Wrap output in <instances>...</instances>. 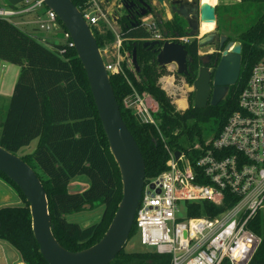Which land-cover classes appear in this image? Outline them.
<instances>
[{
    "label": "trees",
    "instance_id": "obj_1",
    "mask_svg": "<svg viewBox=\"0 0 264 264\" xmlns=\"http://www.w3.org/2000/svg\"><path fill=\"white\" fill-rule=\"evenodd\" d=\"M83 9L88 0H72ZM239 4L216 9L218 27L232 35H238L242 44V70L236 86L217 106L208 105L203 110L194 108V95L190 93L189 108L177 111L171 98L159 84V78L167 74L158 68L155 49L144 48L143 41L150 36L138 26H123V49L130 57L137 49L140 72L124 69L138 93L149 94L159 106L156 118L167 144L171 149L189 153L196 143L219 135L229 116L238 110L239 95L247 85L253 67L264 57V0H236ZM204 5V30L213 28L215 22ZM259 10L251 21H240L239 10ZM235 13V14H234ZM258 14V15H257ZM229 16V17H228ZM248 18V17H247ZM179 20V19H178ZM63 31L66 29L58 20ZM123 25L125 22L122 23ZM169 36L174 32L184 35L181 22H167ZM99 48L115 41L112 33H94ZM64 49L63 45L58 46ZM194 60L199 58L198 44L190 47ZM0 60L19 66L21 71L1 123L0 146L18 155L33 141L38 140L35 151L21 157L37 173L49 202L53 233L57 241L71 252H79L97 244L105 235L122 199V182L118 166L111 154L97 108L95 106L86 72L75 49H67L61 56L49 49L7 20H0ZM185 76L193 84L197 64ZM116 100L122 117L135 138L146 164V181L167 169L168 154L155 128L141 124L134 114L124 107V99L132 93L122 75H110ZM153 139L158 141L154 144ZM79 176L88 178L90 186L81 192H69L72 180ZM0 179L10 185L22 200L21 206L0 208V241L11 245L25 264H48L40 253L32 229L30 206L21 190L3 173ZM102 206V217L97 224L82 228L70 222L71 216ZM233 205L227 198L222 206L209 202L188 204L190 218L215 217ZM262 238V244L250 264H264V211L257 214L250 226ZM137 234L134 223L130 234ZM171 256L154 251L126 252L123 249L111 264H170ZM222 264H230L225 260Z\"/></svg>",
    "mask_w": 264,
    "mask_h": 264
},
{
    "label": "built area",
    "instance_id": "obj_2",
    "mask_svg": "<svg viewBox=\"0 0 264 264\" xmlns=\"http://www.w3.org/2000/svg\"><path fill=\"white\" fill-rule=\"evenodd\" d=\"M40 9L45 10V18L38 21L39 31L62 33L64 49H51L61 56L67 49H75L70 34L58 23L57 14L42 0L0 7V20L12 22L15 17ZM79 10L93 33L114 35L113 48L100 49L106 70L109 75L126 79L132 93L124 99V107L141 124L155 128L168 154L167 169L145 182L135 217L141 244L160 255L171 256L170 264H222L225 260L230 264H250L262 244V238L250 226L264 211V57L253 67L239 95L238 110L229 116L219 135L196 143L189 153L180 152L176 157L178 151L169 147L156 118L159 106L155 110L149 108L146 101L150 95L138 93L126 75L124 64L135 69L131 57L127 55L125 59L121 54L119 21L112 19L104 0H88L85 8ZM140 26L150 33L143 42L163 45L187 40L164 36L152 16L143 18ZM40 42L48 44L45 39ZM181 100L173 103L177 111L184 112L189 108L188 100L183 99L180 105ZM227 196L233 205L215 217L188 216V204L209 202L222 206ZM181 204L186 206V219L179 218Z\"/></svg>",
    "mask_w": 264,
    "mask_h": 264
},
{
    "label": "water",
    "instance_id": "obj_3",
    "mask_svg": "<svg viewBox=\"0 0 264 264\" xmlns=\"http://www.w3.org/2000/svg\"><path fill=\"white\" fill-rule=\"evenodd\" d=\"M10 6H17L24 0H5ZM44 5L53 10L75 45L77 57L86 72L93 100L97 108L109 148L118 166L122 182V199L118 209L104 235L92 247L71 252L65 249L54 236L52 218L49 212V202L44 186L33 168L21 157L0 146V172L6 175L22 192L30 206L32 229L39 245L40 253L48 264H111L119 253L125 249L135 223L146 182V164L140 147L128 129L116 100L110 75L106 70L98 41L90 26L84 20L80 10L72 0H42ZM107 6L123 8L131 16L138 11L141 18L152 16L158 23L164 36H169L165 19L167 15H176L185 21L189 32L186 36L198 38L200 47L214 44L217 34L210 32L200 36V28L204 19V5L199 0H104ZM168 1V3H167ZM117 5V6H116ZM212 21L217 22L216 7L206 5ZM140 8H143L139 12ZM117 11L111 10L114 21H120ZM132 26L140 23L132 18ZM178 34V33H177ZM179 35V34H178ZM227 37L218 38L220 48L227 43ZM144 48L155 49L157 65L160 69L176 66L180 76H188L191 72L189 63H194L183 43L144 42ZM200 58L202 66L198 69L197 78L193 84L194 108L203 110L208 105L217 106L225 100L231 87L237 85L242 70V44L228 42L224 47L219 62H216L213 72L205 59ZM132 63L136 73L141 68L137 61V49L132 54ZM155 145L158 141L153 139ZM180 152L176 153V157ZM0 185V193L7 191ZM69 192L80 191V185H70ZM76 190V191H74ZM91 209L90 205L84 206Z\"/></svg>",
    "mask_w": 264,
    "mask_h": 264
},
{
    "label": "rangeland",
    "instance_id": "obj_4",
    "mask_svg": "<svg viewBox=\"0 0 264 264\" xmlns=\"http://www.w3.org/2000/svg\"><path fill=\"white\" fill-rule=\"evenodd\" d=\"M4 1L5 0H0V4L4 3ZM167 3H168V1H167ZM201 3L203 5H205L207 3H212L213 6L216 5V9L228 8L229 6H233V5L239 4L238 1H236V0H201ZM6 5L7 4L4 3V6H6ZM107 7L110 10H112V11H118L117 7H112V8H110L109 6H107ZM246 8H247V11H246L247 13L243 14V12L239 10V12L237 14V15H239V18L237 17V18H235V20L239 19L240 21H244L245 19H248V20L251 21L256 16L254 11L256 13H259V10L255 9L254 7H252L251 9L249 7H246ZM19 22H20V19H18V18H15L12 21V23L17 25V26H19L18 25ZM216 25H217V22L215 23V25L213 26L212 29L206 31V30H204L203 24H201V36L200 37L206 35L207 33L212 32L215 29ZM184 29L186 31V27H184ZM52 32L54 34V31H52ZM30 33H32V32H30ZM57 33L59 35V39H61L62 33L61 32H57ZM32 34H34V33H32ZM41 35H46L48 38H52L53 37L52 34H49V33H46V32H41ZM54 36H55V34H54ZM232 36H233V38H232L233 42H240L237 39L238 38L237 34L236 35L234 34ZM113 46H114V41L112 43L105 44L104 48H107V49L110 50V49L113 48ZM208 50H210V49H202V48H200L201 56H204L205 53L209 52ZM121 54L123 55V57L125 59H128L129 54H127V52H125V50L123 48H122ZM156 59H157V57H156ZM9 67H11L10 68L11 71H13V70L18 71L19 70L18 66H15V65H12V64ZM198 69L199 68L197 67L196 78H197V75H198ZM166 70H167V74L165 76L159 78V84L161 85L162 89L171 98L172 102H174L176 99H187L188 100V105H189V97H190V93H193V91H194V88H193V84L194 83L193 84L187 83L184 77L179 76L177 74V72H176V66L175 65L169 66ZM164 77L170 79L169 80V84L167 86L168 88H166V89L164 88V84H166L165 80H163ZM17 81H16V79L14 80L13 91H14V88H15V85H16ZM11 86H12V84H11ZM146 102H147V105H148L149 108H152L153 110L156 109V104L153 103L152 100L147 99ZM0 105L1 106L2 105H6V107H8L7 104L5 103L4 99H0ZM174 105H175V108L177 110V108H178L177 105L176 104H174ZM5 115H6V111H5V114L3 113L2 115H0V125L3 122V120L5 118ZM0 134H1V129H0ZM35 146H36V144L33 143L31 145V149H34ZM26 151H27V149L26 150L22 149L18 153V156L19 157H24V152H26ZM75 181H77L79 183L78 185H80V191H77V192H81V191L87 189L90 186L89 180L85 176H79V177L76 178ZM0 185H2L1 187L6 189V191H7V193L4 194V195L0 193V208H2L4 206H10V205H12V206H21L22 205V200H21L20 196L14 191V189L10 185H8L7 183H4L1 180H0ZM71 185H72V183H71ZM74 191H76V190H74ZM103 211H104V208L102 206H99V207H96V208H94L92 210L89 209V210H86V211H82L80 213L73 214V215L68 217V220L70 222L78 223L82 228H87V227H90V226H92L94 224H97L100 221V219L102 217V214H103ZM186 216H187L186 215V206H185V204H181V214L179 215V218L186 219ZM170 226H171V224H170ZM6 247L12 249V251L14 253L15 249L11 245L10 246H6ZM125 251L126 252H130V253L131 252H136L137 253V252L152 251V249L142 245L141 241H140L139 234H135L134 236H132V238L128 242L127 246L125 247ZM20 261H21V257H0V264H17Z\"/></svg>",
    "mask_w": 264,
    "mask_h": 264
},
{
    "label": "crops",
    "instance_id": "obj_5",
    "mask_svg": "<svg viewBox=\"0 0 264 264\" xmlns=\"http://www.w3.org/2000/svg\"><path fill=\"white\" fill-rule=\"evenodd\" d=\"M4 3L7 4L6 1H4ZM4 3H1L0 7H5ZM6 6H10V5L7 4ZM214 6L216 7V5H214ZM15 18L20 19V22L18 24L19 26L16 25L18 28H20L22 31H24L28 34H31L33 37H35L39 41H40V39L47 40L48 44H45V45H47V47L49 49L52 47H58L59 45L64 44V42L62 41V38L59 39V35L57 32H54L55 36H54L53 32L49 33V34L53 35L52 38H48L46 35H41V31H39V28H38V21H39V19L45 18V10L44 9H40L34 13L21 15V16L15 17ZM15 18H13L12 21ZM30 32L34 33L35 35L30 33ZM9 66H11L10 63H7L5 61L0 60V99H4L7 106H9V102L11 99L10 96H12V93H13L14 80L15 79H16V81L18 80L19 75H20V71H21L19 66H18L19 70L17 69L18 71H15V70L11 71V69H10L11 67H9ZM163 80H165L166 84H164V88L166 89V88H168L167 86L169 84L170 79L164 77ZM11 84H12V86H11ZM147 99L152 100V102L156 104V108H158V104L150 96L147 97ZM7 109H8V107H6V105H2V106L0 105V115H2L3 113L5 114V111L7 112ZM33 143L36 144V146L34 147V149H31V145ZM37 145H38V140H35L29 146L23 148V150L27 149V151L24 152V156L32 154L35 151V149L37 148ZM76 178L72 180L73 185L79 184L77 181H75ZM6 246H10V245H8L7 243H5L3 241H0V257H20V255L18 254V252H16V250L13 249L14 250V253H13L12 249H10ZM17 264H25V263L21 259V261L18 262Z\"/></svg>",
    "mask_w": 264,
    "mask_h": 264
},
{
    "label": "flooded vegetation",
    "instance_id": "obj_6",
    "mask_svg": "<svg viewBox=\"0 0 264 264\" xmlns=\"http://www.w3.org/2000/svg\"><path fill=\"white\" fill-rule=\"evenodd\" d=\"M191 1L194 2L196 0H191ZM199 6H201V0H199ZM110 8H112V7L110 6ZM142 9L143 8H140L139 12H141ZM137 13H138V11L136 10L135 12H133V14L131 16H129V14H128V12L126 10H124L123 8H118V11H117L116 16L120 17V21H119L120 28L122 29L123 26H126V27L131 26L132 25V22H131L132 21V18L136 19L141 24V21L143 20V17L140 18L137 15ZM165 19H167L168 22H174V23L181 22L183 25H185L184 27H186V31H185L184 35H181L178 32H174L173 36H171V37H173V38H179V39L181 37L182 38L183 37H186L187 38L186 41H176V42L183 43L186 46V49H187V51H188V53L190 55V58L191 57L193 58V56L191 55V52H190V47L195 42H197V44H198V41H199L198 38H194L193 39V38H190V37L186 36V34L189 32L188 25H187V23L185 21H183L182 19L178 18L176 15H170L169 14V15L165 16ZM123 22H125L124 25L122 24ZM212 32H214L215 34H217V40L214 42V44L209 45V46H207L205 48L200 47L199 44H198V54H199V58H197V61L194 60V63L193 64L188 62V66H190L191 68H192L193 65H195V63L197 64V67L200 68L202 66V63L200 62V58L201 57H204V56H210V58L205 59V61L208 63V67L213 72L215 71L216 62H219V60L221 58V55L223 53L224 47L226 46V44L228 42H231L232 40L230 39L229 32H227L226 30L218 27V24L216 25L215 29ZM200 36H201V28H200ZM204 36H202V37H204ZM222 36L227 37L228 40H227V43L225 44V46L223 48H220V45H219L220 43L218 41V38L219 37H222ZM200 48H202V49H210V50H208L209 52L205 53L204 56H201V54H200ZM181 77H184V76H181ZM1 181H3V180H1ZM4 183H6V182H4Z\"/></svg>",
    "mask_w": 264,
    "mask_h": 264
},
{
    "label": "bare ground",
    "instance_id": "obj_7",
    "mask_svg": "<svg viewBox=\"0 0 264 264\" xmlns=\"http://www.w3.org/2000/svg\"><path fill=\"white\" fill-rule=\"evenodd\" d=\"M183 103H184L183 99L181 101H179L180 105H183Z\"/></svg>",
    "mask_w": 264,
    "mask_h": 264
}]
</instances>
